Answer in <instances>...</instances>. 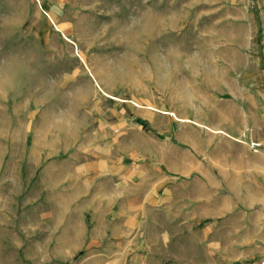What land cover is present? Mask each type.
I'll list each match as a JSON object with an SVG mask.
<instances>
[{
    "label": "rangeland",
    "instance_id": "rangeland-1",
    "mask_svg": "<svg viewBox=\"0 0 264 264\" xmlns=\"http://www.w3.org/2000/svg\"><path fill=\"white\" fill-rule=\"evenodd\" d=\"M0 264H264V0H0Z\"/></svg>",
    "mask_w": 264,
    "mask_h": 264
},
{
    "label": "crops",
    "instance_id": "crops-1",
    "mask_svg": "<svg viewBox=\"0 0 264 264\" xmlns=\"http://www.w3.org/2000/svg\"><path fill=\"white\" fill-rule=\"evenodd\" d=\"M150 159V158H149ZM150 166V174L145 173L143 170V167H138L137 171L139 172L138 180L141 183V180L145 181L147 183L148 187L145 191L134 194L131 199H129L126 202V207L131 211L130 216L128 219H130V224L135 225L139 220H142V218L145 216V212L150 210V212L154 211V209L160 205L161 203L164 204L168 200V198L171 196V183L172 176L159 173L156 171L155 166ZM142 181V182H143ZM161 185L164 192L162 195V198H158V194L156 191V187ZM151 214V213H150Z\"/></svg>",
    "mask_w": 264,
    "mask_h": 264
},
{
    "label": "built area",
    "instance_id": "built-area-1",
    "mask_svg": "<svg viewBox=\"0 0 264 264\" xmlns=\"http://www.w3.org/2000/svg\"><path fill=\"white\" fill-rule=\"evenodd\" d=\"M255 145H257V144H256V143H253V144H252V146H255Z\"/></svg>",
    "mask_w": 264,
    "mask_h": 264
}]
</instances>
